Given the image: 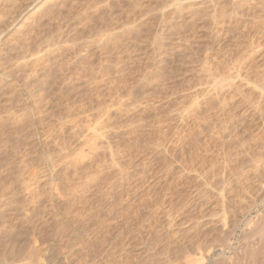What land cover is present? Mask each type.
<instances>
[{
    "label": "rangeland",
    "instance_id": "obj_1",
    "mask_svg": "<svg viewBox=\"0 0 264 264\" xmlns=\"http://www.w3.org/2000/svg\"><path fill=\"white\" fill-rule=\"evenodd\" d=\"M207 1L0 11V264H261L243 248L255 237L216 235L264 153V28L251 26L264 0ZM219 8L238 28L214 22Z\"/></svg>",
    "mask_w": 264,
    "mask_h": 264
},
{
    "label": "bare ground",
    "instance_id": "obj_2",
    "mask_svg": "<svg viewBox=\"0 0 264 264\" xmlns=\"http://www.w3.org/2000/svg\"><path fill=\"white\" fill-rule=\"evenodd\" d=\"M210 1V0H209ZM209 1H207V2H209ZM214 1V0H213ZM253 1H255V0H250V2H253ZM207 2H206V4H207ZM211 2H212V0H211ZM215 2V1H214ZM250 2L248 3V4H250ZM262 2V1H261ZM204 3H205V1H204ZM218 3V2H217ZM10 4H11V0H0V11L4 8V7H10ZM244 4V3H243ZM245 4H247V2L245 1ZM259 4H261V3H259ZM262 4H263V2H262ZM236 6V5H235ZM215 7V6H214ZM217 7H219V6H217ZM225 7H227V6H225ZM238 7H240V5L238 6ZM256 7H257V5H256ZM262 7H263V5H262ZM236 8V7H235ZM259 8V7H258ZM260 8H261V5H260ZM220 10H218L217 9V11H219V14L218 15H216V17L213 15L212 17L214 18V22H217V19L220 17L221 19L220 20H222L223 21V23L225 24V27L224 28H228V29H230V30H233V29H235V28H238V24H237V18L235 19V17L234 16H236L235 14H236V12H234L235 14H233L232 12L231 13H229V11L227 12V9H223V8H219ZM229 10V9H228ZM261 10V9H260ZM215 14V13H214ZM238 15V14H237ZM115 16V15H114ZM113 16V17H114ZM112 17V18H113ZM255 17H256V19H255ZM238 18H239V16H238ZM254 18V20L252 19V23H251V26H253V28H264V26H263V22L262 21H260L259 19H257V16H254L253 17ZM113 19H115V18H113ZM112 19V20H113ZM116 19H118V18H116ZM116 19H115V21H116ZM263 20V19H262ZM221 21V22H222ZM112 22V21H111ZM251 22V21H250ZM219 23V22H218ZM216 25V24H215ZM241 25V24H240ZM245 25V24H244ZM56 27H58V26H56ZM222 27V26H221ZM239 27H241V26H239ZM248 27V26H247ZM246 27V28H247ZM3 28H4V22H2L1 20H0V34L2 33V31H3ZM56 29V28H55ZM125 30V29H124ZM257 30V29H256ZM260 31V30H259ZM264 31V30H263ZM122 32V31H121ZM126 33H127V30L125 31ZM261 32V31H260ZM130 33V32H129ZM113 35V34H112ZM264 35V34H263ZM109 36V35H108ZM114 36V35H113ZM112 37V36H111ZM236 36H232L231 37V39L233 38H235ZM115 38V37H114ZM105 39V38H104ZM107 39V38H106ZM236 39H237V37H236ZM110 40V39H109ZM104 41V40H103ZM106 41V40H105ZM112 41V40H111ZM114 41V40H113ZM116 41V40H115ZM114 41V42H115ZM93 42V41H92ZM108 42V41H107ZM110 43V42H109ZM93 45V44H92ZM88 46V45H87ZM103 46V45H102ZM89 47V46H88ZM93 47V46H92ZM99 47H101V46H99ZM103 49V48H102ZM24 51V50H23ZM24 53V52H23ZM45 54V53H44ZM43 54V55H44ZM49 55V53H47V56ZM22 56V58H23V55H21ZM46 56V55H45ZM16 57H20V56H16ZM42 57V56H41ZM41 57H38L39 59L41 58ZM21 58V57H20ZM44 57H42V59H43ZM39 59L37 60L36 59V61H39ZM41 60V59H40ZM39 63V62H38ZM36 65V64H35ZM34 65V66H35ZM1 66V65H0ZM22 66H24V64L22 65ZM26 66V65H25ZM24 66V67H25ZM37 66H38V64H37ZM28 67V66H27ZM39 69H42V68H40V66L38 67ZM2 72V71H1ZM5 73V72H4ZM7 73V72H6ZM2 74H3V72H2ZM4 75L6 76V74H3V77H4ZM8 75V74H7ZM9 76H10V74H9ZM15 80V79H14ZM2 81V80H1ZM17 81V80H16ZM8 82V81H7ZM11 82V81H10ZM71 82V81H70ZM96 83V82H95ZM65 84V83H64ZM93 84H94V82H93ZM1 85V84H0ZM8 85V84H7ZM15 85V84H14ZM96 85V84H95ZM4 87H5V85H3ZM66 86V85H65ZM7 87V86H6ZM9 87V86H8ZM12 87V86H11ZM28 87H31V85H28L27 86V89H28ZM231 87V86H230ZM2 88H0V90H1ZM10 89V88H9ZM12 89V88H11ZM20 89V88H19ZM29 89H31V88H29ZM28 89V90H29ZM67 89V88H66ZM219 89V88H218ZM5 91V90H4ZM7 91H9V90H7ZM3 91L1 90V93H0V109H1V111H2V109L4 108L3 107V99L1 98L2 96H5V95H2V94H4V93H6V92H3ZM29 93H31V92H29ZM68 93V92H67ZM63 94L65 95L66 93H62V95L61 96H63ZM7 95V94H6ZM68 95V94H67ZM217 95H221V94H217ZM42 97V96H41ZM66 97V95L65 96H63L62 98H65ZM4 98V97H3ZM43 98V97H42ZM67 98V100H68V97H66ZM222 98V97H221ZM227 98V97H226ZM206 99V98H205ZM220 99V98H219ZM222 100V99H221ZM224 100V99H223ZM197 102L199 103V101H196V103H194V104H196V105H199V104H197ZM202 102V101H201ZM220 102V101H219ZM75 103V102H74ZM77 103H78V101H77ZM209 103V102H208ZM207 103V104H208ZM224 103V102H223ZM81 104V103H80ZM205 104V102L203 103V105ZM206 104V105H207ZM205 105V106H206ZM210 105V104H209ZM220 106H221V104H219ZM226 105V104H225ZM196 107H198L199 109H200V107L199 106H196ZM206 107H208V106H206ZM225 107V106H224ZM224 107H223V109H224ZM238 107V106H237ZM205 108V107H204ZM199 109H197V110H194V111H196V112H198V113H200V114H202V110H199ZM206 109V108H205ZM200 112H199V111ZM209 110V109H208ZM1 111H0V113H1ZM194 111H192L193 112V114H195V115H197V113H195ZM207 111V110H206ZM211 111V110H210ZM212 111H213V109H212ZM191 112V113H192ZM209 112V111H208ZM216 112V111H215ZM3 113V112H2ZM1 113V114H2ZM204 113V112H203ZM212 113V112H211ZM1 114H0V116H1ZM4 114V113H3ZM208 114V113H207ZM214 114H216V113H214ZM222 114V113H221ZM221 114L220 115H218V116H221ZM27 115V114H26ZM25 115V116H26ZM194 115V116H195ZM204 115V114H203ZM202 115V117H201V119L203 120H205L206 119V117L205 116H203ZM23 117H25L24 115H22ZM198 116V115H197ZM2 117V116H1ZM192 117V116H191ZM216 117V116H215ZM21 118V117H20ZM195 118V117H194ZM208 118V117H207ZM211 118V117H210ZM1 120H0V131L2 132V134L4 133V131H3V123L5 122H1L2 120H4V119H2V118H0ZM189 119V118H188ZM196 119H198V118H196ZM191 120V119H190ZM195 120V119H194ZM203 120V121H204ZM211 120V119H210ZM20 121V120H19ZM18 121V122H19ZM185 121V120H184ZM189 121V120H188ZM22 122H24V120H22ZM190 122H192V121H190ZM205 122H206V120H205ZM26 123V122H25ZM198 123V122H197ZM202 123V122H201ZM204 123V122H203ZM202 123V124H203ZM28 125H29V123H27ZM27 124H25V125H27ZM188 124V123H187ZM186 124V125H187ZM15 125V124H14ZM32 126V125H31ZM21 127V126H20ZM29 127H30V125H29ZM29 127H27V129L29 128ZM23 128H26L25 126L23 127ZM15 129V128H14ZM30 129V128H29ZM28 129V130H29ZM22 130V129H21ZM24 130H26V129H23L22 131H24ZM227 130H229V129H227ZM15 131H16V129H15ZM231 131H233V130H231ZM230 131V134L232 133ZM190 132V131H189ZM28 133L29 134H31L30 133V131H28ZM2 134H1V136H2ZM190 134V133H189ZM187 135L188 137L190 136V135ZM229 134V135H230ZM233 134V133H232ZM235 134V133H234ZM28 135V134H27ZM35 135H36V133H34V131L32 132V134H31V136L30 135H28L29 137H31V139L32 138H35ZM191 135H192V133H191ZM236 135V134H235ZM184 137V136H183ZM182 137V138H183ZM235 137V136H234ZM233 137V138H234ZM237 137V136H236ZM235 137V138H236ZM3 138V137H2ZM193 138V137H192ZM217 138V137H216ZM1 139V138H0ZM4 139V138H3ZM183 139H185V138H183ZM218 139V138H217ZM231 139V138H230ZM2 140V139H1ZM232 140V139H231ZM4 141H5V143H6V140L4 139ZM4 141L2 140V141H0V144L2 145V142L4 143ZM89 141V140H88ZM91 141H93L92 139L89 141L90 142V145H92V146H94V144H95V142H92L91 143ZM32 142V141H31ZM85 142V141H84ZM88 142V143H89ZM180 142V141H179ZM4 143V144H5ZM88 143H85V145L83 144V142H82V144L84 145V146H87V147H89L88 146ZM19 143H17V145H18ZM87 144V145H86ZM181 144V143H180ZM20 145V144H19ZM33 145V144H32ZM184 145V144H183ZM5 146V145H4ZM2 147V148H5V147ZM10 147V146H9ZM14 147V146H13ZM16 147V146H15ZM18 148V147H17ZM90 148H92V147H90ZM94 148V147H93ZM64 149V148H63ZM262 149V148H261ZM15 150H17V149H15ZM90 150V149H89ZM18 152V151H17ZM82 152V151H81ZM256 152V151H255ZM12 153H14V152H12ZM18 154V153H17ZM83 154V153H82ZM255 154V153H254ZM263 155H262V158L261 159H257L258 157H259V154H257L258 156H257V158L255 159V160H259V161H261L260 163H258V161H257V163L258 164H255L256 163V161H255V165H254V169H252L253 171H252V173L249 175V177H247V179L246 178H244V180H246V182L242 185V186H240L241 187V189H240V191H238V193H237V196H235V198H234V201L232 202V204H231V202L229 203V205H230V208L229 209H227L226 207H225V210L223 211L222 210V212H223V217H222V219H220L221 220V231H217L218 232V234H220V232H221V235H216V231H215V227H217L216 226V224L215 225H213L214 226V230H210V233H211V235H210V233L209 234H207L208 236H209V238L207 237V235L205 234V236L207 237L206 238V240L209 242V240L210 241H212V239L214 238V240L216 241L217 239H216V236H217V238H220L219 239V241H218V246L219 247H226V243H228V241H227V239H229L228 237H230L234 232H235V230H237V229H239V228H241L240 230H242V234H241V237H245V238H247V239H251L252 237H255L256 239H257V241H255V243L253 242V243H251V244H246V242H245V244L243 245V248H244V250L245 249H250V251L252 252V254L251 255H253V256H251V257H256L257 255H259L261 258H262V261H261V264H264V153H262ZM13 156H14V154H13ZM82 157L83 156H85V158H86V155H81ZM261 156V155H260ZM82 157H80L81 159H84V157L82 158ZM260 158V157H259ZM81 159H79V160H81ZM254 160V159H253ZM0 164H2L3 165V163H1V161H0ZM15 164V163H14ZM17 164V163H16ZM1 165V166H2ZM0 168H2V167H0ZM3 168H4V166H3ZM2 168V170L4 171L5 169H3ZM14 169H15V167H13ZM11 169V168H10ZM3 171L1 172L2 173V176L3 177H5L3 174H5V173H3ZM250 171V170H249ZM5 172V171H4ZM1 173H0V175H1ZM246 175V174H245ZM244 175V176H245ZM1 176V177H2ZM185 176V175H184ZM2 177V178H3ZM2 178H0V179H2ZM5 178H3V180H4ZM6 181V180H5ZM243 182V181H242ZM4 185H5V183H4ZM3 186V183H2V180H0V188ZM55 189H57V187H54ZM237 190V189H236ZM237 191H235V193H236ZM234 193V194H235ZM197 195V194H196ZM233 198H232V200H233ZM1 200V199H0ZM198 200V199H197ZM231 200V199H230ZM229 200V201H230ZM231 200V201H232ZM224 203V202H223ZM227 203H228V201H227ZM0 204H3L2 203V201H1V203ZM202 204V203H201ZM191 205V204H190ZM228 205V206H229ZM192 206V205H191ZM195 206V205H194ZM197 207V206H196ZM260 207H262V210H260V212H259V214H258V216H257V218H255V220H253L251 217H249V214L251 213V211L252 210H255V211H259V208ZM198 208V207H197ZM196 208V209H197ZM200 208V207H199ZM190 209H192V207H190ZM203 210V209H202ZM194 211V210H193ZM197 211V210H196ZM199 211V210H198ZM197 211V212H198ZM200 213V212H199ZM221 217V216H220ZM216 223H219V220L216 222ZM212 228V227H211ZM218 228H220V227H217V229ZM213 231H215L216 233H215V235L213 236L212 235V232ZM208 233V232H207ZM213 234H214V232H213ZM236 234V233H235ZM205 236H204V238H205ZM233 236V235H232ZM231 236V237H232ZM250 237V238H249ZM253 239V238H252ZM252 239H251V241H249L248 243H250V242H252ZM205 240V239H204ZM204 240H203V242H204ZM239 240V239H238ZM195 241H197V240H195ZM198 241H201V240H198ZM208 242L206 243V241H205V243L207 244V246L211 243V242H209V244H208ZM193 248L195 247V248H197L196 246H198V245H196V246H194L196 243L193 241ZM200 242H198L197 244H199ZM215 243H217V241L215 242ZM205 244V245H206ZM212 244V243H211ZM210 244V245H211ZM206 246L205 248L206 249H208L209 251L208 252H210V250H212V249H210V248H212L211 246H214V242H213V245H211V246ZM202 246V245H201ZM200 246V247H201ZM203 246H204V243H203ZM199 247V246H198ZM199 247V248H200ZM214 247H216V246H214ZM180 248H182V247H180ZM199 248H197V249H199ZM201 248H204V247H201ZM200 248V249H201ZM221 248V249H222ZM197 249H194V250H196V252H197ZM199 249V250H200ZM216 249V248H215ZM220 249V248H219ZM181 250V249H180ZM185 250V249H184ZM204 250V249H203ZM201 251V250H200ZM202 252V251H201ZM205 252V251H204ZM187 253V252H186ZM185 253V254H186ZM189 253V252H188ZM187 253V254H188ZM198 253V252H197ZM207 254V253H206ZM206 254H205V256H206ZM189 255V254H188ZM198 255H199V253H198ZM201 255H203V254H201L200 253V256H199V258H193V259H191V257H190V259H187L186 261H185V258L187 257H184L183 258V260H184V264H202V262H204L203 261V257L201 256ZM208 255V254H207ZM258 257V256H257ZM259 257V258H260ZM218 258V257H217ZM252 258V260H254ZM208 259V258H207ZM214 259H215V257H214ZM205 260V259H204ZM219 260V259H218ZM257 260V259H256ZM217 261V260H216ZM221 261V260H220ZM259 261V260H258ZM259 261V262H260ZM180 262V261H179ZM211 262V261H210ZM254 262H256V261H254ZM224 263V262H223ZM176 264V263H175ZM257 264H259V263H257Z\"/></svg>",
    "mask_w": 264,
    "mask_h": 264
}]
</instances>
